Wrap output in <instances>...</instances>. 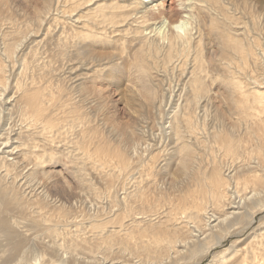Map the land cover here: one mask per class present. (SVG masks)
<instances>
[{
  "label": "bare ground",
  "instance_id": "1",
  "mask_svg": "<svg viewBox=\"0 0 264 264\" xmlns=\"http://www.w3.org/2000/svg\"><path fill=\"white\" fill-rule=\"evenodd\" d=\"M182 1L183 4L177 0H44L35 9L34 20L41 24L55 13L68 18L72 26L82 24L80 28L76 26L79 31H59L61 48H65L66 40L80 34L87 37L91 29L105 31L110 27L121 32L119 28L134 25L127 27L138 38L136 57L142 58L146 69H151L155 58H161L163 68L175 62V58H183L184 65H189L181 68V73L186 75L173 102V89L167 96L162 88L156 89L153 81L151 88L144 86L150 95L143 113L145 116L156 114L166 123L162 129L167 130L165 137L173 143L169 156H162L161 161L154 155L150 157L145 166L144 174L149 176L144 177L146 184L142 176L132 188L134 191L125 192L119 200L115 198L120 213L114 219L89 222V237L79 235L81 232L76 229L68 230L63 236L65 242L58 243L51 238V245L43 247L44 252L35 256H32L34 245L43 244L36 239L37 231L49 237L56 236L57 232L54 225L57 222L43 213L48 194L42 179L52 173L41 171L46 162L44 155L57 151H54L55 134L59 130L54 116L57 91L48 85H52L49 70L42 74L49 81L30 73L32 65L39 64L44 54L24 52L29 34L33 36L35 32L15 29L12 33L14 38L2 52L6 61L0 62V264H199L200 257L221 245L222 238L233 235V231L243 233L264 210V0ZM165 4L170 7L169 11ZM197 7L208 13L207 24L202 19L205 15L195 10ZM77 12L81 14L74 18ZM221 22L218 62L212 60L216 65L209 69L198 47L200 29L207 25L216 29ZM187 23L190 26L182 35L174 31ZM164 25L170 26L169 35L160 33ZM28 55L36 57L27 58ZM15 64L19 70L12 73ZM212 70L218 76L221 72L228 89L226 113L213 104L204 85L205 75ZM10 87L14 92L6 97ZM64 89L62 86V92ZM152 89H156L155 96ZM169 100L172 107L166 113L164 105ZM227 113L235 121L229 123ZM129 131L114 130V135L125 142L121 141L127 147L125 151L113 140L109 145L102 139L93 154L78 144L82 150H79L80 158L72 155L75 161L72 158L70 162L76 163H73L75 172L81 182L92 188L86 181L85 165L116 157L118 168L124 171L130 165L128 154L132 159L139 157L138 146L134 147L137 143L132 141L133 132ZM89 139L85 138V143ZM171 163H175L174 171L169 166ZM155 178L160 179L157 184L153 183ZM56 208L54 211L59 213L65 211L60 205ZM179 219H184L185 230H180ZM111 221L113 225L107 226ZM261 225L259 222L257 228ZM259 236L264 238L263 229ZM234 244L236 247L241 243L238 240ZM244 246L219 250L213 253V258L218 264L231 261L245 264L247 258L240 255L247 250Z\"/></svg>",
  "mask_w": 264,
  "mask_h": 264
},
{
  "label": "rangeland",
  "instance_id": "2",
  "mask_svg": "<svg viewBox=\"0 0 264 264\" xmlns=\"http://www.w3.org/2000/svg\"><path fill=\"white\" fill-rule=\"evenodd\" d=\"M43 2L44 0H0V62L1 59L4 63L6 61L2 52L4 47L14 38V34L12 33H14L15 29L17 31L28 29L33 33L35 32L33 36L29 34L24 52L29 50H31V52L35 51L36 56L40 52H44V54L43 58H40L41 60L39 59V64H35L34 67L32 65L30 73L31 75L35 74V76L40 77L49 70L52 85H48L57 91L54 115L59 129L55 134L54 142V151H57L51 154L52 156L49 155V153L44 155L46 162L42 167L43 170L41 169L43 173H46V171L52 173L42 179L43 186L48 194V200L46 199V211L48 210V213L46 211H43V213L46 218L52 219V222H57L54 224L55 228H57V232L56 236L49 237L40 234L42 231L38 230L37 232L39 233H37L38 237L36 239L39 242L42 241L43 244L40 247V243L39 245H34L35 253L32 254V256L38 255L41 251L43 253V247L51 245V238L58 243L60 241L65 242L64 240L66 237L63 238V236H66L65 234L68 233V230L72 231L76 229V232H81L79 235L85 236L87 234L89 237L91 234L88 227L90 226L89 222L91 223L94 219L95 222L106 221L112 217V219H114V216L120 213L119 207L117 206L118 204L114 201L115 198L119 200L125 192L133 190L132 188H134L138 181H141L142 176V182L144 181V184H146L145 178L147 174H144L145 171H147V169H145L146 162L151 161L150 157L153 155L155 159L160 161L164 157L167 158L173 143L170 138L165 137L167 136V130L163 131L162 129V126H165L166 123H163L156 114L151 113L145 116L143 113L146 112V98L150 95V93L145 90L144 86L151 88V82L153 81L156 85V89L160 90V88H162L167 96L170 94V90L173 89L171 91L173 102L177 98V94L181 87L180 84L186 75V72L183 74L181 70L189 66L184 65L183 58H175L174 60L176 61L170 62L164 69L161 58H155V63L152 65L151 69H146L142 62V58L136 57L137 49L140 46L138 45V38L128 28L134 27V25H126L119 28L118 30H121V32L110 29V27L109 29L106 28L105 31L91 29L87 31V37H83L80 34L79 37L66 40L65 48H61L58 45V39L61 36L59 31L66 30L67 32L68 30L70 32L72 29L79 31L76 26L80 28L82 24L79 22V24L75 23V26H72L68 18L57 16L58 14L56 15V13L49 15L50 18L45 21V23L41 24V21H36L34 18L35 9L41 6ZM177 2L181 4L184 3L182 0H177ZM165 9L167 11L170 10L168 4H165ZM202 9L201 7L195 8L200 14L205 15L202 19L207 24L209 19L207 18L208 13H205ZM85 11L86 10H84V12ZM79 14H81V12H77L73 17L75 18L79 16ZM82 15L85 14L83 13ZM82 20L83 19H81V21ZM135 23L141 25L137 21ZM217 25L218 28L216 29L208 25L202 26L203 30L201 31V27V36L198 42V47L202 52L201 59L205 66L211 69L214 68V65L218 62L219 51L217 45L219 43V31L223 29L222 22ZM62 26L65 28H62ZM189 26L190 24L187 23L186 26L184 25L182 28L174 29V31L176 33L178 31V33L182 35ZM225 29L228 30V28ZM195 31L194 28L193 33H195ZM170 32V26L164 25L160 30V33L163 35H169ZM195 35L196 34H194V36ZM20 53L21 52H18L17 56L20 57ZM36 56L28 55L27 58H35ZM42 59L43 62L45 61L44 63H42ZM212 60H214L216 64ZM15 70L16 72L19 70L17 64H15L14 69H11L12 73H15ZM212 72L210 71V73L205 75L204 81L206 84L204 85L209 89L213 104L217 106L221 112L226 113L229 107L225 97L228 89L225 86V81L222 80L221 72L218 73L220 76L217 75L216 70H212ZM42 80L49 81L47 76H43ZM68 84L70 85L68 86ZM77 84H79V86L72 88ZM62 86L66 87L64 92H62ZM167 88H169V92L166 91ZM156 89L151 90L153 96H155ZM13 92L14 88L10 87L8 91L6 90L5 92L6 97H10ZM172 102L170 103L169 100V103L164 105L166 113L172 107ZM226 115L229 118H226L228 122L230 121L229 123L235 121L231 119L228 113ZM82 119L85 121L81 122ZM121 128L133 132L132 141L133 144L137 143L134 147L138 146L137 156L140 158L132 159V155L128 154V157L131 159L130 165L127 166L125 169L126 171L124 170L125 173L122 169H119L120 167L118 168L116 157H108L107 160L109 163H107V160H101L104 162L98 161L95 164H88V166L84 164L86 181L92 185V188L87 187L86 184L80 181L77 172H75L76 165L74 166V164L76 163L73 162L75 161L73 156L75 155V158H80L79 150H81L82 147V150L86 148L89 151L92 150L93 154L94 147L96 144H101L100 141H102V139L103 142L107 143L113 140L115 145H119V147L125 151L127 148L123 144L125 142L119 140L120 136L114 135V130ZM92 135H94V137ZM85 138H90V141L86 140L87 142L85 143ZM79 139L84 140V142H79ZM55 144L58 145L56 146ZM78 144L82 145L81 148ZM88 144H91V147ZM108 144L110 145V143ZM75 145L78 146L77 150ZM63 147L65 150L61 151ZM131 150L132 148H129V151ZM162 156L163 158H161ZM72 158L73 161L70 162ZM175 163H171L169 165L171 166L170 168L173 169ZM172 171H174V169ZM108 177L112 179L111 182ZM152 177H150V179H152ZM155 179L156 181H153V183L157 184L160 179ZM166 179L170 180V176H166ZM107 180H109V183ZM132 180H134V182ZM152 180H154V178ZM58 205H60L61 209L65 210L63 213H59L56 210L54 211V209H57L56 206ZM96 210L98 212L94 216ZM91 216L93 218H90ZM69 219L71 220V225L69 224ZM153 220L156 221L155 218ZM257 220L262 224L259 228H257L259 223ZM73 221L74 224L76 223L75 226L73 225ZM178 221L181 223L180 226L182 229L180 230H185V227L182 226L185 224L182 223L184 219H179ZM46 223L48 224V222ZM106 225L110 227L113 225V222L106 223ZM190 225L191 224H187L186 226L189 227ZM262 229L264 230V210L257 214L256 220H254L253 224L243 233L237 234L233 231V235L222 238L221 245L215 246L207 256L203 258L200 257L199 264H218L215 258H213V253L216 254L219 250L223 251L228 247L233 249L235 247L234 243H237L238 240L241 244H238L235 248H241V245L247 246V250H245L247 254L245 251L240 254H243L242 256L247 258L245 264H264V238L262 239V237L259 236ZM249 240H254V242L250 241V243L248 242ZM232 249L230 250L229 248V251L231 252ZM81 256L82 255H80V258H82ZM116 259L118 258L116 257ZM30 260L33 261L34 259ZM232 263L233 261L228 264ZM12 264H14V262Z\"/></svg>",
  "mask_w": 264,
  "mask_h": 264
}]
</instances>
